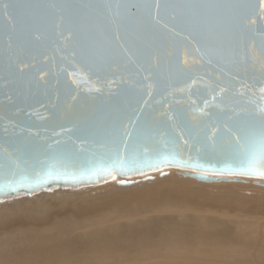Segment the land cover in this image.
<instances>
[{
  "label": "water",
  "instance_id": "water-1",
  "mask_svg": "<svg viewBox=\"0 0 264 264\" xmlns=\"http://www.w3.org/2000/svg\"><path fill=\"white\" fill-rule=\"evenodd\" d=\"M81 2L0 0V149L11 144L21 150V155L27 153L36 161H44L45 167L55 165L77 177L87 170L107 167L116 147L110 135L113 108L127 102L153 118L152 126L143 129L142 139L137 140L134 134L130 143L143 158L153 163L159 160V166H145L143 170L127 173L113 171L98 182L95 178L93 182H50L46 186L50 190L5 196L0 199V206L17 205L40 193L82 192L85 187L104 184L115 176L125 178L167 167L194 171L182 172L181 177L206 184L245 182L207 173L264 178L221 170L233 161L220 154L222 145L218 137L215 148L206 138V134L211 137L215 130L211 125L223 123L225 112L234 104L264 106L260 93L264 87V57L259 49L247 66L233 68L228 63L232 72L221 75L220 65L208 64L191 47H174L172 42L160 40L147 30L128 41L134 53L131 58L114 51L113 43L105 38L100 27L87 31L79 44L64 37L57 39L53 28L57 13L47 5ZM83 2L103 5L115 0ZM4 4L10 5L6 11ZM97 13L102 18L110 15L107 8L101 7L92 10L89 16L95 17ZM65 15L69 12L65 11ZM84 23L90 21L86 19ZM261 28L264 20L258 21L256 30ZM85 43L87 55L82 53ZM72 48L77 55L65 59L71 57ZM226 57L239 59V54L229 50ZM194 60L199 63L194 65ZM192 79L197 83L189 87ZM149 84L152 85L150 96ZM219 88L227 91L218 95ZM238 92L244 95L239 96ZM213 95H217L215 102L211 100ZM206 100L209 107H204ZM128 112L131 114V109ZM129 130L132 131L131 125ZM56 141L60 142L59 146ZM202 145L207 147L201 150ZM165 156L182 163L164 162ZM193 164L203 167L189 166ZM10 178L0 175V183ZM134 184L124 179L117 183L122 188ZM256 184L264 187V181Z\"/></svg>",
  "mask_w": 264,
  "mask_h": 264
},
{
  "label": "snow or ice",
  "instance_id": "snow-or-ice-1",
  "mask_svg": "<svg viewBox=\"0 0 264 264\" xmlns=\"http://www.w3.org/2000/svg\"><path fill=\"white\" fill-rule=\"evenodd\" d=\"M9 7L8 4L3 5L5 11ZM47 7L57 13L53 21L57 39L64 37L73 44H79L87 31L92 27H100L105 38L113 43V50L129 58L134 53L128 47V41L138 38L139 33L145 30L160 40L172 42L174 47H191L200 59L206 58L208 64L220 65L221 75L232 72L228 63L233 68L247 66L257 49L260 56L264 57V28L256 30L258 21L264 20V0H115V3L103 5L82 0L78 4L52 3ZM101 7L107 8L110 15L106 18H102L99 13L95 17L89 16L92 10ZM65 11L69 15H65ZM86 19L90 21L89 24L84 23ZM229 50L237 52L239 59H228L226 53ZM82 53L87 55L86 43ZM76 55V49L72 48L71 57L64 58L73 59ZM222 61L226 63L222 64ZM184 63L187 64V60ZM198 63V60L193 62L194 65ZM196 83L192 79L189 87ZM226 91L227 88H219L218 95ZM147 93L152 95L151 84L147 85ZM260 93L261 100H264V87L260 88ZM237 95L243 96L244 93L238 92ZM211 100L215 102L217 95H213ZM204 107H209V101L204 102ZM225 117L223 123L211 125L215 129L211 137L206 134V138L212 141V148H215L218 137L222 145L220 154L233 161L232 165L221 170L264 176V106L234 104L225 112ZM153 123L150 114L137 111L131 103L125 102L114 107L110 135L116 147L110 157L111 163L107 167L87 170L79 177L69 175L55 165L45 167L44 161H36L27 153L21 155L19 148L8 144L0 149V175L11 178L0 183V199L13 194L50 190L46 187L50 182H93V178L98 182L102 176L111 175L113 171L127 173L143 170L145 166L157 167L159 160L153 163L143 158L136 146L130 143L134 134L137 140L142 139L143 129ZM55 143L57 146L60 144L59 141ZM206 147L202 145L201 150ZM163 159L164 162L182 163L174 157L165 156ZM189 166L203 167L199 164Z\"/></svg>",
  "mask_w": 264,
  "mask_h": 264
},
{
  "label": "rangeland",
  "instance_id": "rangeland-1",
  "mask_svg": "<svg viewBox=\"0 0 264 264\" xmlns=\"http://www.w3.org/2000/svg\"><path fill=\"white\" fill-rule=\"evenodd\" d=\"M163 174L167 176L166 171H162L154 175L147 174L148 176L132 179L136 184L131 187L135 190H120L121 192L118 191L108 196H105L103 193L105 191L109 192L116 190L118 187L110 188L101 184L102 186L96 185L89 191L64 192L63 195H57L58 193L48 194V197L44 196L43 199L35 201L34 198H32L33 201L32 199H29L20 202L17 205H20V208L22 209L23 205L25 207V205H35V203L40 202L44 207L40 210L42 216L40 215L39 218H42L43 220H40L45 222L44 218L48 221L50 219L49 217H54L58 214L63 216L67 212L68 214L66 215L73 214L71 216L76 215L77 217H80L79 212L82 207H88L87 209H90V211H86L89 212V214L92 212L97 213L101 210L104 211L109 206L108 204H110L114 198L117 199L118 197L120 200L123 199L122 201H126L125 203H132L143 198L155 200L169 195L172 199H169L170 203L176 198L175 200L178 201L177 203L180 202L182 204L179 203L177 205L176 203L175 206L169 209L158 208V210L161 209L160 211H158L157 208H146L147 210H145V212L139 214L132 213L131 215H123L122 217L113 215L110 220L105 219V222L103 221V223L97 221V223L90 224L87 228H79L77 231L71 232L73 236H81L85 233L97 234L100 231L113 234L112 231H114L116 226L120 224L127 225L147 221L152 218H159L162 220L167 217H173V220L179 225L181 223L190 224L193 221L192 225L188 227L187 230L192 235L191 239L195 240L206 229V222H203L202 224H199V222L201 220H209L208 222L212 221L213 225H216L214 226L216 229L221 230L226 228L229 230L228 233H230V239L224 244L218 245L219 248H213L212 250H215L212 252L209 251L210 247L202 242L189 246L185 245L186 252L179 251V249H176L174 242H171V240L176 241L177 234L173 235L166 231L163 234L164 238L167 240L165 241V244H162V248H155L153 246L155 241L146 236H137L136 240L133 238V241L135 240V243L138 244V248H141L143 245H145L146 248L147 245L152 246L148 249L150 251L147 253L141 252L142 248L138 249L139 251L135 249L131 250L125 240H122L118 244V248L108 249L107 247H104L105 245H100L92 252V264H264V197H262L264 196V192L237 186L240 185L237 182L235 184L236 187L225 185L219 186V183H213L215 186L201 187L189 183L190 180L180 182L168 178L167 180H162L158 183L156 181L145 180L149 177H151V180L152 178L160 179L164 176ZM227 177L231 178L230 176ZM233 178H240L244 181L248 180L241 176H234ZM261 180L264 179L258 177L253 178L254 183ZM252 185L258 187L256 184ZM245 186L249 185L245 184ZM114 187H116V184ZM105 202L109 203L106 205ZM143 206H147V203ZM14 207L15 205L5 207L0 206V209L3 212V216L2 213L0 214L3 220L1 218L0 221H5L6 224L3 223L5 229H8L9 225H12L8 224V222L17 219V216H14L12 213L14 210L11 208ZM69 210L73 213L69 214L71 212H69ZM27 212L28 211L24 210L20 213L23 214L18 217L21 220L16 222H22V226L28 225V223H36H33V220L29 219V217L32 218V212ZM51 212L54 214L52 213L53 215H50ZM203 216L204 218H202ZM28 219L29 221H27ZM40 220L39 222L41 223L42 221ZM16 222L12 223L15 224ZM237 238L238 241L233 242ZM144 240L148 241L146 242ZM130 241L131 243L133 242L132 240ZM89 247L90 245L84 244L80 249L89 250Z\"/></svg>",
  "mask_w": 264,
  "mask_h": 264
},
{
  "label": "bare ground",
  "instance_id": "bare-ground-1",
  "mask_svg": "<svg viewBox=\"0 0 264 264\" xmlns=\"http://www.w3.org/2000/svg\"><path fill=\"white\" fill-rule=\"evenodd\" d=\"M166 171V175L161 177L160 179H153L150 181L153 182H160L162 180H167L168 178L170 180H175V181H189L191 184H195L198 186H203V187H210V186H215V184H206V183H201L196 180L192 179H187L184 180L181 177L182 172H190L193 173L194 171L190 170H185V169H180V168H175V167H167L163 168L157 171H152L149 173H144L140 175H135V176H130V177H123L120 178L118 176H115L112 180L102 184L103 186H107L110 188H117L118 185L117 183L124 179L126 181H132V179L140 178L142 176H148V175H154L157 174L158 172ZM168 172V173H167ZM148 174V175H147ZM207 175H218L219 177H227L230 176L231 179L233 180L234 176H241L243 178H246L248 180H245L243 183H239L240 187L244 188H250V189H255L259 190L261 192H264V187L257 185L256 181L255 183L253 182V178L256 176H243V175H223V174H213V173H207ZM222 175V176H220ZM162 176V175H160ZM179 176V177H177ZM151 178V177H150ZM258 178H263V177H258ZM264 179V178H263ZM146 180V179H145ZM242 180V179H241ZM142 181V180H141ZM244 181V180H243ZM264 181V180H261ZM164 182V181H163ZM116 184V187L114 185ZM136 184V183H135ZM153 184V183H152ZM236 182H220L219 186H235L236 187ZM245 184L249 186H245ZM256 184L258 187L252 185ZM100 185V186H102ZM136 186V185H135ZM134 186V187H135ZM138 186V185H137ZM143 187V186H142ZM94 187H85L84 190H90L93 189ZM224 189V188H223ZM120 190H135L131 186L130 187H118L116 190L113 191H105L103 194L106 196L112 195ZM254 190V191H255ZM82 191V192H83ZM121 192V191H120ZM66 193V192H65ZM259 193V192H258ZM64 192L58 193L57 195H63ZM97 194V193H95ZM149 195V194H148ZM147 195V196H148ZM166 195V194H165ZM44 196L48 197V194L45 193H40L34 197V200H40L43 199ZM92 196V195H90ZM136 196V195H135ZM88 197V196H87ZM117 197V196H116ZM150 197V196H149ZM152 197V196H151ZM156 197V196H155ZM264 197V196H262ZM46 199V197H45ZM108 199V198H107ZM111 199V198H110ZM109 199V200H110ZM153 199V197H152ZM170 200H172L169 195L164 196L161 199L157 198L155 200L151 199H140L136 200L132 203H125L124 201L120 200L119 197L117 199L114 198V200L111 201L110 204L109 202H105V204L109 205L104 211L101 210L99 212H92L89 214L90 209H87L85 207H82L80 210V217L71 216L73 213L71 210H69V214L71 215H66L68 214L65 213V215H55L54 217H49L50 219L47 221L45 218V222H43L42 218H39V216H42V213H40V210L44 206L39 203H35V205H23V208L21 209L20 205H15L14 208H11L14 210L12 213L14 216H17V219L8 222L9 225L8 229H5L3 223L5 221H0V264H92V252L95 251L97 247L100 245H105L104 247H107L108 249L112 248H118L119 243L122 240H125L127 244L129 245V248L138 250L141 249V252L147 253L149 248L152 246H148L147 248L145 245L141 246V248H138V244L135 243V240L137 239V236H146L149 239L155 241V244L153 245L155 248H162V244H165V241L167 239L164 238V232H168L170 234H177L176 241L174 242L176 249H179V251H187L185 250V245H193L197 244L199 242H202L209 246V251L212 252L215 249L219 248L218 245L224 244L230 239V233H228L229 230L226 228L224 229H216L213 225L212 221L208 222L209 220H201L199 224H202L203 222H206V229L205 231L198 236V238L191 239L192 235L190 232L187 230L188 227H190L193 223V221L190 224H178L176 223L173 219V217H167L162 220L159 218H152L147 221H142L139 223H133V224H120L116 226V229L113 232V234H110L105 231H100L97 234L93 233H85L81 236L76 235L73 236L72 232L77 231L79 228H87L90 224H95L97 221L99 223H103L105 219L110 220L111 216L113 215L122 217L123 215H131L132 213L134 214H139L145 212L147 210L146 208H163V209H169L173 206L176 205L178 201H176L174 198L173 202L170 203ZM84 200V199H83ZM33 201V199H32ZM181 201V200H180ZM185 201V199H184ZM31 202V201H30ZM147 203V206H143ZM158 203V204H157ZM180 203V202H179ZM177 203V205L179 204ZM19 204V203H18ZM23 204V203H22ZM102 204V203H101ZM104 204V205H105ZM154 204V205H153ZM182 204V203H180ZM81 205V204H80ZM99 205V204H98ZM101 205V206H104ZM180 206V205H179ZM244 207V206H243ZM93 208V207H92ZM91 208V210H92ZM54 209V208H53ZM72 209V208H70ZM24 210L28 212H32V218L29 217L30 220H33V223H28V225L22 226V222H16L21 220L20 216H22V213ZM87 210V211H86ZM159 209L158 211H160ZM171 210V209H170ZM1 211V209H0ZM45 211V208H44ZM43 211V213H44ZM59 211V210H58ZM57 211V213H58ZM8 212V211H7ZM27 212V213H28ZM30 212V213H31ZM50 212V211H49ZM56 212V211H55ZM3 212L1 211L0 214ZM40 213V214H39ZM53 212H51L50 215ZM9 214V213H7ZM133 214V215H134ZM26 215V214H25ZM31 216V215H30ZM37 216V217H36ZM49 216V215H48ZM47 216V217H48ZM206 217V216H205ZM0 215V219H1ZM170 218V219H169ZM172 218V219H171ZM204 218V216L202 217ZM29 219L27 221H29ZM42 219V220H40ZM3 220V218H2ZM42 221L41 223L39 222ZM213 220V219H212ZM12 222H16L15 224ZM39 222V223H38ZM105 222V221H104ZM208 222V223H207ZM6 224V223H5ZM27 224V223H26ZM198 224V225H199ZM128 229V230H127ZM72 231V232H71ZM136 235V236H135ZM133 238L135 239L133 241ZM132 240L133 242L131 243ZM141 241V240H140ZM148 241V240H144ZM238 241V238L235 239L233 242ZM88 244L90 245L89 250L88 249H80L82 245ZM215 248L214 250H212ZM188 249V248H186ZM139 251V250H138Z\"/></svg>",
  "mask_w": 264,
  "mask_h": 264
}]
</instances>
